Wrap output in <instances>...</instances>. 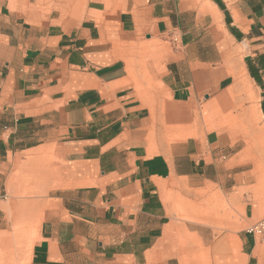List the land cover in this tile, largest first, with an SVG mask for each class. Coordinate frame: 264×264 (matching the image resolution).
<instances>
[{"label": "crops", "instance_id": "1", "mask_svg": "<svg viewBox=\"0 0 264 264\" xmlns=\"http://www.w3.org/2000/svg\"><path fill=\"white\" fill-rule=\"evenodd\" d=\"M263 100L264 0H0V231L38 216L25 264H264Z\"/></svg>", "mask_w": 264, "mask_h": 264}, {"label": "rangeland", "instance_id": "2", "mask_svg": "<svg viewBox=\"0 0 264 264\" xmlns=\"http://www.w3.org/2000/svg\"><path fill=\"white\" fill-rule=\"evenodd\" d=\"M248 115H249L250 121L252 122L253 129H254L255 136H256L257 132L254 128V125H255L254 119L251 117L249 110H248ZM253 137L254 135L251 133H249L248 137H246L249 144H252L254 142ZM260 143L264 145L262 142ZM248 151L249 153L251 152L250 150ZM244 157H247V154H245ZM248 158L253 160L251 157H248ZM253 161H254V167H255L256 162H260L259 160H253ZM251 175H252V172H251ZM256 185H257V181H256ZM256 185L254 186L255 196L256 198H259V200L262 202L264 201L263 199L264 191L261 190L260 188H257ZM181 201H183L182 204L188 207V209L191 208L194 214L193 216H188L185 214L184 216H188V217H184V218L191 217L199 221L201 220V218L204 221L206 220L209 221L208 219L214 218V215L215 214L217 215L219 211H222L223 216H224V214L226 215V207L229 206L228 199H227L228 201V206H227L224 198H222L220 194H217L216 196L212 198H209L206 195L205 197H201L199 199L192 201V203L186 200H181ZM13 221L16 223L18 222V224H14L13 229H10L8 231H0V264H25L26 263L27 257H28V248L33 241V238L35 236V232L37 229L38 216L33 215L30 219L26 220L25 222H20L18 218H14Z\"/></svg>", "mask_w": 264, "mask_h": 264}, {"label": "bare ground", "instance_id": "3", "mask_svg": "<svg viewBox=\"0 0 264 264\" xmlns=\"http://www.w3.org/2000/svg\"><path fill=\"white\" fill-rule=\"evenodd\" d=\"M252 90V89H251ZM252 113L254 115V121H255V126L258 129L260 133V141L264 144V139L262 138V134H264V124H262V113L257 104H253L252 107Z\"/></svg>", "mask_w": 264, "mask_h": 264}, {"label": "built area", "instance_id": "4", "mask_svg": "<svg viewBox=\"0 0 264 264\" xmlns=\"http://www.w3.org/2000/svg\"><path fill=\"white\" fill-rule=\"evenodd\" d=\"M247 231L256 235L260 241L264 243V216L255 223L251 224L247 228Z\"/></svg>", "mask_w": 264, "mask_h": 264}, {"label": "trees", "instance_id": "5", "mask_svg": "<svg viewBox=\"0 0 264 264\" xmlns=\"http://www.w3.org/2000/svg\"><path fill=\"white\" fill-rule=\"evenodd\" d=\"M248 70L250 72V75L255 79V81L258 83V85L263 87V85H261L259 76L257 75V73L251 67V63L250 62H248ZM261 106H262V110H263V113H264V100L261 102Z\"/></svg>", "mask_w": 264, "mask_h": 264}]
</instances>
